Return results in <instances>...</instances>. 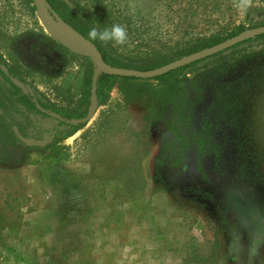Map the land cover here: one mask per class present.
Here are the masks:
<instances>
[{"label":"rangeland","instance_id":"1","mask_svg":"<svg viewBox=\"0 0 264 264\" xmlns=\"http://www.w3.org/2000/svg\"><path fill=\"white\" fill-rule=\"evenodd\" d=\"M187 2L130 6L172 19L150 22L163 34L155 47L169 54L182 40L172 27ZM205 3L191 7L190 35L264 23V0H221L210 13L213 1ZM48 19L58 34L72 31ZM0 56L23 91L83 110L84 75L89 62L92 77L95 67L52 39L32 0H0ZM243 59L225 71L205 68L208 61L191 69L188 125L176 129L170 103L128 99L114 86L61 142L62 161L46 149L57 119L16 104L0 74V264H264V55L255 47Z\"/></svg>","mask_w":264,"mask_h":264},{"label":"trees","instance_id":"2","mask_svg":"<svg viewBox=\"0 0 264 264\" xmlns=\"http://www.w3.org/2000/svg\"><path fill=\"white\" fill-rule=\"evenodd\" d=\"M50 9V15L53 19H58L60 22L72 29L78 36L94 45L101 55L106 64L111 67L133 69L140 71H149L160 68L182 57L191 55L201 50L213 48L228 39L235 37L243 33L246 29L243 27L236 31L221 35L219 33L211 35L199 34L196 36L190 35L188 31H192L194 18L198 14L191 12V7H200V4L207 3L210 0H188L185 4L189 8L188 10H182L185 14L178 17V24L172 27L176 34L182 32V40L175 43L174 46H168L169 54H164L160 49L155 47L157 41L162 40V35L159 31L151 26L150 22L165 19L166 24H170L172 19L169 16L161 17L160 13L156 14L157 18H146L140 11H135L130 6V0H45ZM173 2V0H171ZM177 1V0H175ZM213 3L207 10L209 13L217 9L218 2L221 0H212ZM226 3L233 4L238 0H223ZM206 3L204 8H208ZM193 18V19H192ZM174 21V20H173ZM184 23L185 27H182L181 23ZM191 22V23H190ZM190 23V24H189ZM113 24H121L127 29L128 41L125 45L113 46L111 43L105 45L99 41H90L87 37L89 29L93 26L100 28L110 27ZM264 26V23H260L258 27ZM256 28V27H252ZM190 36L186 38V36ZM256 43V46L251 45ZM161 45V44H160ZM248 45L247 47H243ZM255 47L259 50V53L264 55V34L257 36L253 39L246 40L243 43L233 46L229 50L213 55L209 58H205L201 61H197L188 65H185L176 70L170 71L163 76H159L150 80H140L134 78H122L112 75L99 74L96 81V101L97 108L104 106L109 98L110 91L114 86H119L120 89L126 90V97H133L143 95L147 102L156 103H170L173 107V117L175 118V126L172 129H176L179 125H188V116L185 112V105L187 97H183L184 93L188 89L187 75L195 68L199 63L208 61L209 64L205 66L213 71H225L223 69L228 64H234L240 59L245 58L246 55H252L255 51ZM84 60L88 61L87 58ZM244 60V59H243ZM89 62V69L84 75L83 91H82V104L83 110L77 112H70L67 110L57 109L49 107L48 105L40 102L35 96L28 91H23L16 83H23L13 72L7 70L4 73L1 67H5V63L0 56V74L4 81L10 85L14 92L12 97L15 98L16 104L22 108L38 112L41 114L55 113L58 118V125L56 133L52 136L51 142L46 146V149L55 157L57 161H62L60 152L66 149L61 142L72 136L78 130L85 127L86 123L77 122L84 118L87 114L90 106V90L92 80V67ZM129 99V98H128ZM40 107L45 111L43 113L38 108ZM105 116L102 113L100 115L99 122H103ZM60 129H64L63 131ZM9 135L12 141L16 140L15 132L11 127L8 128ZM58 134L62 136L58 137ZM13 145V142H11ZM47 157V156H45Z\"/></svg>","mask_w":264,"mask_h":264},{"label":"water","instance_id":"3","mask_svg":"<svg viewBox=\"0 0 264 264\" xmlns=\"http://www.w3.org/2000/svg\"><path fill=\"white\" fill-rule=\"evenodd\" d=\"M37 14L42 22V25L48 32V34L52 37L53 40H55L57 43H59L61 46H63L68 51L79 55L81 57L87 58L91 60L95 67V71L91 80V90H90V106L88 108L87 114L84 118L78 120L77 122L80 123H88L90 119L92 118L95 110L97 109V101H96V81L99 74H106V75H112L116 77H122V78H134V79H140V80H150L159 76H163L167 74L170 71L176 70L178 68H181L185 65L201 61L205 58H209L213 55H216L218 53L224 52L226 50H229L235 45H238L240 43L245 42L246 40L253 39L257 36L264 34V26L254 29L245 30L243 33L232 37L228 39L227 41L209 49L201 50L199 52L193 53L191 55H188L186 57L180 58L176 61H173L167 65H164L160 68L149 70V71H140V70H133V69H124V68H117V67H111L108 64L104 62L101 55L97 51L96 47L92 45L90 42L84 40L80 36H78L72 29L71 32H74V34L77 36L79 43L83 44L85 46V50L81 51L74 47L73 45L69 44L68 42L64 41L62 38L58 37L56 33L54 32V29L52 28L49 17L53 18L50 15V9L47 5L45 0H32ZM58 22H60L58 19H54ZM62 23V22H60ZM63 24V23H62ZM65 25V24H64ZM3 72H7L5 67H1ZM37 108L45 113L43 109L37 106ZM48 115L52 118L57 119V114L51 112L48 113Z\"/></svg>","mask_w":264,"mask_h":264},{"label":"clouds","instance_id":"4","mask_svg":"<svg viewBox=\"0 0 264 264\" xmlns=\"http://www.w3.org/2000/svg\"><path fill=\"white\" fill-rule=\"evenodd\" d=\"M87 37L90 41H99L105 45L111 43L113 46L125 45L128 41L127 29L121 24L103 28L93 26L89 29Z\"/></svg>","mask_w":264,"mask_h":264},{"label":"bare ground","instance_id":"5","mask_svg":"<svg viewBox=\"0 0 264 264\" xmlns=\"http://www.w3.org/2000/svg\"><path fill=\"white\" fill-rule=\"evenodd\" d=\"M59 31H60V33H62L61 35L58 34L57 31L54 29V32L56 33V35L58 37L64 38L69 44L73 45L74 47H76L77 49H79L81 51L85 50V46L83 44L79 43V41L78 42L74 41V40H72V38L69 37V34L70 33L72 34V32L70 30H68L66 28H60Z\"/></svg>","mask_w":264,"mask_h":264}]
</instances>
